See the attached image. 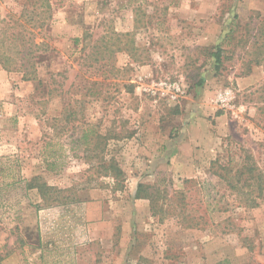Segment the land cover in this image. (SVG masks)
Masks as SVG:
<instances>
[{"label":"rangeland","instance_id":"rangeland-1","mask_svg":"<svg viewBox=\"0 0 264 264\" xmlns=\"http://www.w3.org/2000/svg\"><path fill=\"white\" fill-rule=\"evenodd\" d=\"M247 165L264 0H0V264H264Z\"/></svg>","mask_w":264,"mask_h":264},{"label":"trees","instance_id":"trees-1","mask_svg":"<svg viewBox=\"0 0 264 264\" xmlns=\"http://www.w3.org/2000/svg\"><path fill=\"white\" fill-rule=\"evenodd\" d=\"M233 36V30H231L228 34H226L225 41L230 40ZM222 55H223V49L221 45H218L214 52L212 53V58L214 61V65L216 69H219V67L222 65ZM203 80L200 82L199 85L203 84ZM84 139H88V135L84 136ZM102 162V158H101ZM239 170V169H238ZM227 171V170H226ZM98 174L103 175L104 177H112L116 183L117 186H120V180L122 177H124V173L122 169L119 166V163L116 160L111 159L107 165L105 163H101V165L98 168ZM230 172H227L226 175H220L219 177L221 179L226 180L231 189L243 192L242 194L245 196L244 202L248 205H255L258 206V199L263 195L264 193V172L259 171L256 166H244L243 170L237 172L235 176L229 177ZM36 181V178L32 180L31 183H28L27 187L28 189H34L37 188L42 199L45 201V197L47 196V193L50 191H53V188H50L46 185L41 186H35L33 183ZM123 181V180H122ZM149 187L139 184L135 199L136 200H142L146 199L149 201H152L153 197L148 192ZM247 190V191H245ZM257 192L258 196H252L253 193ZM55 203V200L53 201ZM62 204V203H61Z\"/></svg>","mask_w":264,"mask_h":264}]
</instances>
